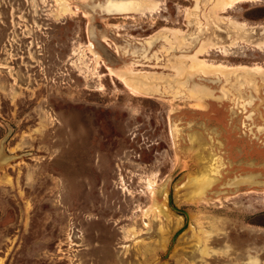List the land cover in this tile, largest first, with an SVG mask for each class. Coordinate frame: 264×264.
Here are the masks:
<instances>
[{
    "label": "rangeland",
    "instance_id": "374dc122",
    "mask_svg": "<svg viewBox=\"0 0 264 264\" xmlns=\"http://www.w3.org/2000/svg\"><path fill=\"white\" fill-rule=\"evenodd\" d=\"M0 264H264V0H0Z\"/></svg>",
    "mask_w": 264,
    "mask_h": 264
},
{
    "label": "water",
    "instance_id": "95a60500",
    "mask_svg": "<svg viewBox=\"0 0 264 264\" xmlns=\"http://www.w3.org/2000/svg\"><path fill=\"white\" fill-rule=\"evenodd\" d=\"M175 209V208H174ZM176 211H178V212H180V213H182L184 216H185V218H186V220H189V217H188V214L185 212V211H183V210H179V209H175ZM174 242V241H173ZM173 242H172V244H173Z\"/></svg>",
    "mask_w": 264,
    "mask_h": 264
}]
</instances>
